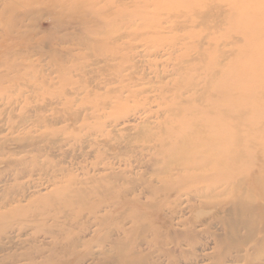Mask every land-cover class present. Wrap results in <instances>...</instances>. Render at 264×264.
Returning a JSON list of instances; mask_svg holds the SVG:
<instances>
[{"label": "rangeland", "instance_id": "obj_1", "mask_svg": "<svg viewBox=\"0 0 264 264\" xmlns=\"http://www.w3.org/2000/svg\"><path fill=\"white\" fill-rule=\"evenodd\" d=\"M236 63L247 70L245 77L236 79ZM229 66L233 73L225 75ZM212 80L239 82L244 90L231 97L248 103L242 106H247L242 122L221 112L212 115L238 127L229 135L230 141H238L237 150L248 154L253 148L254 156L242 153L238 162L262 157L264 0H0V176L12 190L27 185L22 204L31 199V207L37 209L36 219L33 212L27 213L21 223L13 224L15 230L22 227L21 239L37 234L44 240L45 232L58 228L52 220L41 219L56 214L55 209L44 208L48 193L58 200L62 193L54 189L72 179L102 177V225L93 224L89 216L86 238L91 240L78 247L94 252L95 260L58 255L46 264H136L141 253L135 252L134 239H125L118 229L147 227L138 235L153 238L149 224L162 220L153 215L158 211L141 205L157 201L144 191L145 186L166 176L158 166L168 161V145L180 141L185 130L196 129L195 116L180 113L177 105L193 101L194 107L200 106L195 97H210L207 89ZM203 112L200 108V117ZM201 119L212 121L207 113ZM57 163L62 172L56 173L54 185L47 182L55 175L52 169L13 178L24 164L48 168ZM230 181H223L228 189L233 185ZM83 186L90 189L95 184ZM186 196L187 192L180 196L183 202ZM99 197L95 195L92 202ZM175 199L176 195L163 203L164 211ZM77 206L72 203L68 208L75 213ZM216 210L213 215L219 213ZM199 212L205 222L208 209ZM177 222L174 219L170 227L183 229ZM205 228L201 225L198 230ZM211 228L223 233L220 225ZM81 229L71 228L75 233ZM110 232L113 235L107 239ZM99 235L101 246L94 241ZM177 239L180 244L172 255L181 260L179 264L216 262L202 256L215 251L213 237L203 232L189 244L183 235ZM173 240L168 239L167 247L175 244ZM190 246L197 247L196 252L185 259L181 255ZM145 247L142 254L148 257L152 250L148 253ZM231 251L228 255L234 254ZM158 253L145 263L169 264ZM44 261L0 256V264Z\"/></svg>", "mask_w": 264, "mask_h": 264}, {"label": "bare ground", "instance_id": "obj_2", "mask_svg": "<svg viewBox=\"0 0 264 264\" xmlns=\"http://www.w3.org/2000/svg\"><path fill=\"white\" fill-rule=\"evenodd\" d=\"M233 3L237 5L236 2L233 1ZM190 6L192 7V4ZM251 23L253 25L258 24L254 20ZM242 28L245 30V27ZM236 64L233 66L234 74H236L237 68L239 69V74L235 75L237 76L236 79L245 77L247 70L243 67V64ZM233 71L230 70L229 66V68L223 70V73L230 75ZM255 71L256 69L252 70L251 73ZM212 81L214 83L211 82L207 89L211 94L210 97L206 100H199L195 97L196 100L201 101L198 104L200 106L196 104V107H194L193 101L177 105L180 113L188 111L191 116H195L194 125L196 129L189 128L185 130L180 141L168 145L171 148L168 161L166 164L158 166V171L165 172L166 176L164 179L156 178L157 182L151 180L146 184L144 191L148 195L154 196L157 201L149 204L138 201L146 208L155 212L158 211L160 214L153 215H157L162 221H153L149 224V232H151L153 238H159V240L152 243L153 238L146 240L138 235L139 232L147 231V227L139 226L137 229L119 227L118 229L121 230V234L125 239H134L132 245L136 248L135 252L141 253L138 259L135 260L136 264H146V261H150L149 256L152 255L153 257L157 251L159 253L156 255L163 256L167 263L179 264L181 260L172 255V252L178 248L177 245L180 244L177 242L178 236L183 235L184 241L189 244V241H194V237L202 235L203 232L215 240V251L210 255H202L203 257L208 256L215 259L216 262L213 264H226L227 262L239 264L242 261H245V264H264V154L260 158L256 156L253 159L238 162L242 153L244 156L249 154L254 156V150L252 148V152L250 151L251 153L248 152L247 154L243 150L236 149L238 141H230L229 135L234 129L238 131V127H231L228 124L229 119L225 117L233 116L239 122H242L241 118H245L247 106H242L248 105V103L245 102V99L236 100V98H231L244 90H242L243 87L239 82L219 84L215 80ZM254 87L261 88L258 85ZM200 108L204 111L201 117L203 118L204 114L207 113L212 120L211 122L210 120L209 122H203L200 117ZM218 112L225 116L224 119L213 118L212 115ZM260 150L264 153V143L260 145ZM59 165L60 163H57L49 166L48 169L43 164L32 167L24 164L21 169L16 171L17 176L14 175L13 178H24L38 174L40 171L49 173L52 169L55 175L47 179V182L54 185L57 182L56 173L62 172ZM227 179L231 180L230 182L233 184L231 189L223 184V181ZM5 181L6 179L0 176V220L7 219V221L4 220V223L0 222V256H2V260L4 258H14L15 260L42 258L45 263L38 264H46L58 255H61V257L83 258L84 260L93 258V261L95 260L94 252L82 251L78 247L91 240L86 238L90 234L87 232L88 227H90L89 223L102 225V177H91L89 180L87 178L72 179L63 188L54 189V191L62 193L58 200L54 199L51 193L46 195L45 198H49V204L44 208L55 209L56 214L54 216L46 215L41 219L42 221L52 220L58 225V228L45 232L44 240H40L37 234L31 237V234H29V237L21 239L22 227L17 230L12 227L13 224L21 223L25 217H28L27 213L33 212L36 219L37 214L35 212L37 209L31 207V199L28 200L27 204H22L26 199L25 189L29 188L27 185L23 186V189L12 190L6 185ZM70 183L72 186H70ZM88 183H94L95 187L87 189L83 186ZM73 184L76 186H73ZM185 192H187V196L185 202H183L180 196ZM95 195H100V197L92 202ZM175 195L177 199L169 207V211H164L165 205L163 203ZM215 197L222 198L216 201L214 200ZM72 203L78 205L75 213H71L68 208L69 204ZM203 208L208 209L205 215L209 217L205 222H203L204 220L200 221L203 213L200 214L199 210ZM214 209L219 211L217 215H213ZM95 213L97 214L94 215ZM89 216L92 217L91 222ZM174 219H178L177 223L179 226L183 225V229H172L170 227ZM201 225H206V228L202 229L203 232L198 230ZM218 225L221 226L222 234L211 231V226L217 228ZM78 226L83 229L77 233L71 230L72 227L77 228ZM96 233L95 231L91 236H95ZM112 235L113 233L110 232L107 239H111ZM16 237L19 239L17 240ZM50 237H54L55 241L51 239L46 241ZM96 237L94 241L101 246L102 235ZM170 237L176 241L173 240L175 244L167 247ZM120 239L122 241V236H119ZM144 245L148 246L144 248L148 253L152 250L148 257L142 254L141 247ZM196 248L190 246L189 251L180 248L186 251L181 256L187 259L189 257L187 254L195 253ZM227 251L234 254L228 255ZM100 253H102V250Z\"/></svg>", "mask_w": 264, "mask_h": 264}]
</instances>
